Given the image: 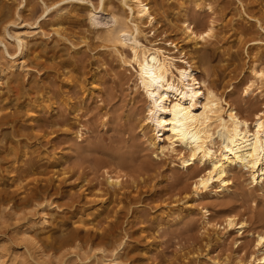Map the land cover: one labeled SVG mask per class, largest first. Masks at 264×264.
<instances>
[{
	"label": "rangeland",
	"instance_id": "obj_1",
	"mask_svg": "<svg viewBox=\"0 0 264 264\" xmlns=\"http://www.w3.org/2000/svg\"><path fill=\"white\" fill-rule=\"evenodd\" d=\"M17 1L0 0V34L2 27L7 26L10 32L34 30L36 37L27 51V61L31 66L17 69L16 73L9 76L12 78L14 75L13 79H16L11 84L8 83L11 90L6 96L21 104L28 100L33 103L38 95L29 88L33 80L42 86L40 96H50L57 109L56 112L41 110L37 122L29 124L27 116L23 115L19 121L0 129V264H18L24 261L27 253L34 252L22 240L16 224L20 223L22 216L36 221L35 212L43 206L46 207V212L52 214L53 223L44 229L38 225L33 226L28 229V235L37 241L39 251L44 253H41L45 255L44 264H60L61 261L73 264L74 253L90 256L81 264H99L100 256L109 259L114 246L120 242L123 244L117 250V257L121 264H177V258L182 252L203 244V236L200 234V206L194 203V210L176 222L167 223L164 220L168 212L166 208L190 184L192 177L190 170L186 172L181 169L172 156H155L152 148L144 142L137 118H141L145 103L139 91H134L132 70L120 66L107 48H101L102 42L96 37L95 30L85 40L86 44L79 43L78 30L84 23L82 17H75L73 14L81 13L82 7L74 8L66 2L60 5L63 26L72 35L71 41L79 43L76 47L79 48L78 52L74 53L67 41L64 42L52 33V24L57 15L55 9L41 13L40 0H27L26 6L18 9ZM157 1L168 8L176 0ZM205 1L210 3V9H197L190 2L185 3L188 16L195 18V22L201 24L214 20L219 30L216 40H213L215 45L210 46L213 48L211 62L200 68V73L207 72L219 89L224 91V96L237 105L238 110L245 115H252L253 109H264V93L244 95L239 81L248 76L247 72L244 70L240 74L238 82L235 81V76L241 68L245 69L248 65L246 48L250 51L255 45L247 43L242 48L243 40L259 39L264 44V16L260 14L262 17L258 24L262 25L258 27L254 21L247 18L243 20L236 13L241 7L246 12L250 9L256 12L262 3L260 0H242L243 4L237 3V0ZM16 11L18 17L15 16ZM97 19L99 27L108 24L106 12H98ZM164 22L166 21L158 24V30L153 34V31L145 30L146 36L156 45L170 50V54L176 55V50L164 42L168 36L173 35L167 30V22ZM236 27L243 31L242 40L237 44L232 37ZM162 28L165 33L158 36L156 33ZM229 46L232 48L229 49ZM9 50L12 52L13 46L10 45ZM0 57L4 61L1 51ZM51 61L63 65L64 69L55 67L56 63L53 65ZM69 69L74 72L73 77L76 74L82 81V88L75 79L66 85L68 80L63 78L61 71ZM92 76H95L98 89L88 95L84 89L90 86ZM23 86L27 89L24 88L26 95L22 94ZM47 89L49 94L45 93ZM63 96L69 97L70 102L81 107L72 113L66 109ZM79 129L82 135L75 137ZM23 145L41 151L33 158L36 163L34 173L30 172V175L20 179L21 185L30 182L28 187L31 192L39 194L32 204L27 203L28 198L23 189L13 182L18 177L16 168L21 164L19 161L13 162V157L8 153L13 150L19 154ZM51 152L62 155L63 159L56 161L51 158ZM62 171L65 172L64 175H61ZM106 171L126 174L124 181L128 187L119 195L121 203L116 207L115 216L105 222L101 221L98 227L102 230L99 231L76 228L72 224V215L90 205L88 198H84L85 193L97 192L106 187ZM132 181L135 184L131 185ZM116 202L112 203L113 206ZM202 202L208 204L211 219L220 221L230 211L246 221L249 232L242 236L230 233L222 241L211 242L208 248L210 256L230 262L239 255L249 253L252 250L250 233L264 228V194L260 195L252 189L246 172L234 170V185L229 195L204 197ZM72 230L76 231L77 239L60 245L59 236ZM236 240H240L238 245L234 243ZM26 258L29 259V264H38L36 259ZM200 262L201 258L198 257L179 264Z\"/></svg>",
	"mask_w": 264,
	"mask_h": 264
},
{
	"label": "bare ground",
	"instance_id": "obj_2",
	"mask_svg": "<svg viewBox=\"0 0 264 264\" xmlns=\"http://www.w3.org/2000/svg\"><path fill=\"white\" fill-rule=\"evenodd\" d=\"M40 1L41 13L55 9L57 15H55L56 20L52 24V33L63 39L64 42L67 41L74 53L78 52L79 48L76 49L78 44L80 42L86 44L85 40L88 39L91 31L95 30L96 37H99L102 42L101 48H107L109 53L116 57L120 66L132 70L135 79L134 91H139V95L142 96L145 103L141 118H137L144 142L152 148L155 156H172L181 169L186 172L190 170L192 181L179 193L172 205L166 208L168 212L165 214L164 220L167 223L176 222L189 215L194 210V203H198L202 217L200 234L204 241L201 247L196 246L182 252L177 258V264L191 258L196 260L198 257L201 258L199 264H264V228L250 233L252 250L242 256H237L230 262L211 257L208 249L211 242L222 241L230 233L242 236L248 231L246 221L230 211L220 221L211 219L208 204L202 202L204 197L218 198L229 195L234 185V170L236 171V169L244 170L252 189L260 195L264 194V109H253L252 115L243 114L233 101L224 96V91L219 89L207 72L200 73V68L208 66L211 62L213 48L210 46L215 45L213 40H216L219 30L214 20L201 24L195 22V18L188 16L185 3L190 2L197 9L205 7L210 9V3L205 0H176L174 4L171 3V6L168 5V8H165L164 4L157 0H94V3L91 0ZM237 1L239 4L243 2L242 0ZM63 2L69 3L72 7H79V9L82 7L81 13L73 14L75 17H82V23H84L78 30L79 43L71 41L70 36L72 35H69L63 26L62 8L60 7ZM26 3L27 0H18L16 7L22 8L26 6ZM260 3L262 4L256 12L251 9L246 12L241 9V5V8L237 10V17H241L243 20L247 18L258 24L260 17L264 16V0H260ZM100 11L106 12L108 17L106 26H97V13ZM15 16L18 17L17 11ZM162 21L167 22L164 23L168 25V32L173 33L172 36L167 35L164 42L169 43L176 50V55L170 54V50L156 45L146 36L145 30L153 31V34L158 30L157 26ZM163 33L165 31L162 28L156 34L160 36ZM242 36L243 31L238 27L234 28L232 37L235 44L241 42ZM35 37L34 30L10 32L7 26L2 27L0 51L4 61L0 57V129L5 125L19 121L23 115L27 116L26 120L30 124L40 119L41 110L56 112L57 108L50 96L41 97L39 90L42 86L33 80L29 88L38 94L35 98L32 96L33 103L28 100L21 104L16 99H14L15 101L10 100L6 96V93L11 90V88L9 90L8 83L14 82L16 79H13L14 75L12 78L9 76L16 73L17 69L28 68L30 62L27 61V51ZM243 41L242 48L247 43L255 45L249 46L252 48L250 51H247V48L244 49L249 62L245 69L241 68L236 74L235 81H239L240 74L245 70L248 76L244 79L240 78L239 81L242 84L244 95L254 92L261 95L264 93V44H261L259 39H244ZM10 45L13 46L12 52L9 50ZM231 48L232 46H229V49ZM51 63L55 65L56 62L51 61ZM53 65L51 67H54ZM56 66L61 68L60 70L64 69L63 65H58V62ZM65 69L67 70V68ZM66 70L61 71L63 78L68 80L66 85L75 79L78 86L82 88V81L75 76L76 74L73 77L74 72L72 73L70 69ZM80 76L82 77V75ZM89 85L84 90L88 95H91L98 89L95 76L91 77ZM24 88V86L21 88L22 94L26 95V88ZM47 92L48 89L45 93ZM62 99L66 109L72 113L81 107L77 103L70 102L69 97L63 96ZM12 107L14 108L11 111ZM29 128L33 130L31 125ZM81 135L82 131L79 129L75 133V137H81ZM33 137L36 139V136ZM11 151L8 153L13 157V162L19 161L21 164L16 168L18 177L13 182H15V186L23 189V193L28 198L27 203L32 204L39 194L31 192L28 187L30 182L21 185L20 179L25 175H30V172L34 173L36 163L33 158L41 151L26 145L22 146L19 154L16 151ZM57 155L56 152L50 153L51 158L56 161L63 159L62 155ZM60 173L61 175L65 174L64 171ZM124 176L126 174L120 171L104 172L106 187L103 190L98 189L97 192L84 194V198H88L90 205L82 210H77L72 215V224L76 228L84 230H102L98 227L99 223L115 216L116 207L121 203L119 195H122L128 187ZM133 184H135L134 181L131 182V185ZM114 202L116 204L113 206ZM45 208L43 206L35 212L36 221L22 216L20 223L16 224L22 240L33 248L32 251L34 250L33 253H27V256L30 259H36L38 264H44L43 256L45 255L39 251L37 241L28 235V229L36 225L44 229L53 223L52 214L46 212ZM17 219L18 217H16ZM76 239L77 233L72 230L59 236L58 242L63 246V244L74 242ZM234 243L238 245L240 240H236ZM122 244L120 242L114 246L109 259L101 255L99 264H121L117 257V250L121 249ZM27 256L24 261L18 264H29ZM88 256L84 257L79 253H74L73 264L83 263L89 259L90 256ZM59 263L64 264L63 261Z\"/></svg>",
	"mask_w": 264,
	"mask_h": 264
}]
</instances>
